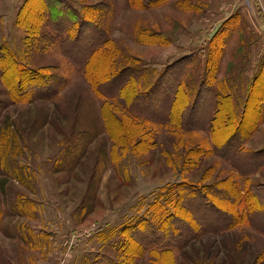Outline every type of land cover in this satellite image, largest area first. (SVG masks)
I'll use <instances>...</instances> for the list:
<instances>
[{
    "label": "rangeland",
    "instance_id": "1",
    "mask_svg": "<svg viewBox=\"0 0 264 264\" xmlns=\"http://www.w3.org/2000/svg\"><path fill=\"white\" fill-rule=\"evenodd\" d=\"M23 1L0 0V44L32 68L54 67L52 73L62 77V83L50 99L14 103L0 82V264H108L97 259L101 255L118 259L121 230L145 213L163 186L182 180L197 184L208 175V168L211 177L205 183L236 172L228 159L213 152L207 131L173 133L157 122L167 111L166 96L160 92L137 100L136 109L142 114L136 119L146 123L152 139L142 138L143 129L121 121L119 113L104 119V99L84 77L79 56L68 61L57 41L48 42V37L25 45L26 33L15 19ZM69 1L78 11L94 7L87 14L96 29H89L78 42L80 56L86 52L87 36H96L97 29L110 41L111 49L92 56L88 74L121 112L126 101L132 104L133 93L129 87L122 90L124 100L116 91L120 83H107L113 69H141L142 92L176 62L177 71L183 70L177 78L192 99L204 65L214 66L213 84L230 93L237 113L264 64V0H166L144 9L132 7L129 0ZM37 5L38 0H32L28 6L35 9V16ZM25 13L30 17L32 11ZM25 21L29 22L27 16ZM49 30L42 24L40 33ZM175 68L163 76V92L173 87L169 79L174 78ZM5 73L12 83L13 68ZM185 103V98L177 99L175 120L189 119L187 110L181 113ZM208 107L201 104L192 116ZM218 119L216 130L230 127L224 110ZM263 121L264 105L261 122L244 144L249 152L264 146ZM201 143H206L210 154L197 167L182 169L186 151ZM220 145L224 147L222 141ZM245 162L243 168L254 160ZM250 178L264 184V165ZM256 192L251 197L255 203L250 206L251 216L264 226V213L256 212L264 209V192ZM153 259L146 252L131 264H154ZM175 260L177 264H264V232L248 224L208 231L175 250Z\"/></svg>",
    "mask_w": 264,
    "mask_h": 264
},
{
    "label": "trees",
    "instance_id": "2",
    "mask_svg": "<svg viewBox=\"0 0 264 264\" xmlns=\"http://www.w3.org/2000/svg\"><path fill=\"white\" fill-rule=\"evenodd\" d=\"M31 1L24 0L21 3L15 18L16 24L26 33L25 45L29 47L35 39L48 37L50 39L48 42L57 41L68 61L77 60L76 57L79 56L80 61L82 60L80 68H82L84 77L90 82L93 92L104 99L101 108L104 119L109 113H119L118 118H121V121L143 129L142 138L152 139L151 131H146L148 130L145 126L146 123L136 119L140 116L138 113L142 114L136 109L140 105L137 100H142L147 97V94H153L156 91L158 94L162 93L166 96L167 111L164 110L160 116L161 120L157 122L173 133L207 131L210 144L214 149L213 152H216L221 158L228 159L236 172L212 183H205V180L211 177V170L208 168V175L202 176L201 181L197 184L182 180L172 185L163 186L156 199L148 205L145 213L121 230L122 241L118 247V259L113 260L101 255L97 259L99 262L103 260L108 264H131L135 258L141 257L147 252L154 258L152 260L154 264H177L175 250L184 248L202 233L230 230L247 224L264 232V226L253 219L250 209L251 205H255L254 199L251 198L252 193L254 191H257L256 194L264 192V184L254 183L250 178L251 174L256 173L264 165L263 159H256V156H264V149L252 153L247 151L244 145L247 138L261 122L262 106L264 105V97L261 96L264 92V64L256 72L247 90L243 108L237 113L230 93H224L225 90H220L217 84L215 86L213 84L215 80L214 66L204 65L196 94L192 99L181 77L177 78L178 75H183V70L181 73L177 71L176 62L168 66L148 90L142 92L138 88V81L143 77L141 69L135 66H126L116 71L113 69L114 73L109 77L107 83L113 81L120 83L116 91L124 100L127 98L122 90L129 87L128 90L133 93L132 104L126 101L125 110L121 112L117 110V105L108 101L106 94L101 91L99 86L96 87L92 74L91 76L88 74L89 66H92V56L102 54L106 48L111 49L109 39L102 34L103 31L100 28L97 29V34L95 32L96 36L94 34L87 36L86 44L83 46L86 52L84 51L83 56L79 54L78 42L80 39L87 35L89 29H96V25L87 14L88 11L91 13L89 9L94 7L85 6L78 11L69 0H38L37 8H35L39 15L35 16L33 12L35 9L28 7ZM165 1L129 0L132 7L141 9L156 7ZM28 10L32 11L30 17L29 13L24 14ZM25 16L29 19L28 23L25 21ZM42 24L49 26L50 30L47 33H40ZM205 63L208 64L207 61ZM11 68L14 72L12 83L8 81L5 73L6 69ZM173 68L176 69L175 73L172 72L174 78L171 76L169 79L173 87L169 92H163L160 90L162 89L160 83L167 70ZM53 69L54 67L49 65L32 68L19 61L6 45L0 44V82L14 103L33 102L39 98L50 99L55 96L59 92V83H62V77L53 74ZM4 76L7 82L4 81ZM111 77L114 79L112 80ZM179 97L181 100L184 98L186 100L184 110H181L182 114L186 110L190 114L189 119H186L187 116L186 118L185 115L183 116L186 121L185 119L184 121L174 119L179 108L176 111L173 108ZM206 103L210 104L207 110L199 112L198 117L192 116L198 106ZM223 110L228 115L231 125L216 130V125L219 124L218 116ZM221 141L224 143L223 148L220 145ZM203 144L193 146L186 151L182 169L197 167L200 159L210 154L206 143L205 146ZM247 154L251 158L247 157ZM246 158L253 159L254 162L243 168L242 164L245 165ZM256 168L258 169L256 170ZM240 176L243 177L242 182L238 180ZM225 200L229 204L225 203ZM261 202L264 203V199ZM256 212L262 214L264 209L263 211L259 209ZM222 220L224 221L222 222ZM209 221L212 222L211 226H209Z\"/></svg>",
    "mask_w": 264,
    "mask_h": 264
},
{
    "label": "crops",
    "instance_id": "3",
    "mask_svg": "<svg viewBox=\"0 0 264 264\" xmlns=\"http://www.w3.org/2000/svg\"><path fill=\"white\" fill-rule=\"evenodd\" d=\"M263 123H264V121H263ZM263 123H262V124H263ZM254 135H255V134H254ZM262 149H264V146H260V147L256 148L255 150L257 151V150H262ZM255 150H254V151H255Z\"/></svg>",
    "mask_w": 264,
    "mask_h": 264
}]
</instances>
